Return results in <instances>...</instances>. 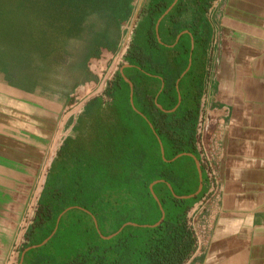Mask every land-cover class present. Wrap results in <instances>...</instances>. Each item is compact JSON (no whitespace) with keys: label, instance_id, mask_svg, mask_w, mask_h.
Returning <instances> with one entry per match:
<instances>
[{"label":"trees","instance_id":"1","mask_svg":"<svg viewBox=\"0 0 264 264\" xmlns=\"http://www.w3.org/2000/svg\"><path fill=\"white\" fill-rule=\"evenodd\" d=\"M174 1L148 10L152 20L148 43L159 52L165 44L158 41L156 25ZM137 2L0 0V77L11 88L65 104L80 86L90 85L94 90L121 48L123 24L133 17ZM187 3L202 5V10L196 11L193 24L169 27L172 43L192 26L191 34L202 53L195 61L192 58L190 70L177 87L189 65L190 35L188 40H183L185 34L181 36L176 52L153 56L145 47L136 46L137 27L124 58L132 55L162 69L161 75H150L158 82L139 73L140 82L129 78L144 110L133 108L131 88L121 72L104 94L86 103L73 134L63 140L52 161L16 264L25 249L43 243L57 226L47 244L26 252L23 264H187L194 255L196 238L188 212L205 191L195 198H181L198 190L200 178L193 157L186 155L182 164L181 158H175L189 153L200 159L194 145L205 80L200 65L206 63L212 34L202 16L210 1L178 0L163 23L178 19ZM122 84L127 95L124 109L119 108L122 99L116 94ZM159 92L164 93L163 100L157 97ZM180 95L181 105L167 112L178 105ZM192 180L195 187L191 188ZM154 182L159 202L151 191ZM161 207L165 219L154 226L162 218ZM69 208L84 213L88 221L66 216V233L58 236L64 220L59 217ZM52 246L57 250H51Z\"/></svg>","mask_w":264,"mask_h":264},{"label":"crops","instance_id":"2","mask_svg":"<svg viewBox=\"0 0 264 264\" xmlns=\"http://www.w3.org/2000/svg\"><path fill=\"white\" fill-rule=\"evenodd\" d=\"M199 1H210L204 15L211 20L214 40L210 39L203 65L206 76L194 145L202 172L207 176L204 191L216 184L218 194L209 213H196L199 220L205 218L201 223L211 222V228L206 231L205 246L187 264H264V0ZM174 6L158 21L162 29L157 37L163 40L167 52L177 51V42L187 31L172 43L169 27L193 24L198 16L196 11L202 10V5L187 3L178 19H166L163 23ZM146 20L148 32L152 23L149 13L137 22L135 31ZM98 89L97 86L93 91ZM38 105L37 95L11 88L0 77V264H15L21 249L17 239L23 209L16 205L15 196L24 182L31 187L38 182L37 170L23 173L27 169L23 165L31 162L23 159V151L39 155L36 136L32 134ZM202 106L205 123L201 140L198 130ZM22 111L29 115L22 117ZM213 166L214 181L209 175ZM202 197L191 209L197 207Z\"/></svg>","mask_w":264,"mask_h":264},{"label":"rangeland","instance_id":"3","mask_svg":"<svg viewBox=\"0 0 264 264\" xmlns=\"http://www.w3.org/2000/svg\"><path fill=\"white\" fill-rule=\"evenodd\" d=\"M150 1L151 0H138L137 5H143L142 10L140 12L139 22H142V20H144V18H146V14L148 13L149 7L150 8H153V7H162L163 8L164 5H155V4L162 3L163 1H166V0H153L154 5H149ZM175 1H174L173 5L177 4V2H175ZM152 14H154V17L157 15V13L153 12V11H152ZM202 18L207 20V22H208L207 28H209V30H212V24H211L210 18L207 15L206 16L203 15ZM198 20H197V23H198ZM144 22L142 24L143 26L138 29L139 31L136 35V46L145 47L147 52L150 55H153V56L159 55L160 56V54H161L160 52H162L163 55L166 56L165 53L168 54L166 51L167 50L166 48H162L161 51L159 52V50L157 51L155 48L152 47L151 44L148 43L149 42L148 41L149 36H148V32H147V26H145V24H148V23H147V20L145 23ZM129 28H130L129 25L125 22L123 24V29L125 31H128ZM187 28L188 29H187V31H185L186 33H184L185 35L183 37V40H188L189 38L187 37V35H190V37H191L190 38L191 39V50H190V55H189V65L185 71H187L188 69L190 70L192 58H194V61H195L196 55L202 53L201 48L198 45L199 43H197V42L195 43L194 37L191 34V30H193L194 27L188 26ZM123 39L126 40V34H124ZM212 39L214 40V36L211 37V40ZM124 40H122L123 43H124ZM132 41H133V39H132ZM158 41L161 42L159 38H158ZM131 45H132V42L130 43V47H131ZM176 49H177V45H176ZM119 62H120V64L118 65V69H122L124 66V76L125 77L122 74L121 75L127 83H128V80H130L129 79L130 77H132L134 79V80L132 79L133 81L140 82L138 80L141 79V77H138L137 73H139L145 79L156 80V82H158L157 79H152V76L150 78V75L155 76V74L156 75L162 74V69L160 70L157 67L155 68V67L151 66L149 62L146 63L145 61H142V62L138 61L132 55L127 56L126 59L124 58V61L120 60ZM116 63L117 62H114V64H116ZM200 66H201V70H203V72L205 70V73H206V69H204V66L202 64ZM110 70L111 69L109 68L107 70V72L105 73V75L103 76V79L101 80V83L98 86L99 87L98 90L92 91L90 94H88L83 99L78 101L76 106L71 107L70 109H67V104H65V102H63V101L58 102V101L50 100V99H47V98H44V97L37 95L38 96V104H39L38 105V113H37V117H36L37 122H36V124L32 122V126H33L32 127V134H35V136H36V140H37V144H38L37 150H38L39 155L35 156L33 154L25 153L23 151V159H27L28 161H31V162H27L26 163L27 165H23L24 167L27 166V169L26 170L24 169L23 173L31 174L37 170L38 182H37L35 187H31V184H29V182H24L25 185H22L21 190L18 191V194L15 196L16 205L17 206L21 205V210L23 209V215H22V218L20 220L21 221L20 222L21 234H20L19 238L17 239V243H19L20 248L26 242V239L24 237L25 232H26L27 228L29 227V225L32 223L33 218H34L35 213H36L39 192L41 190V187H42L44 179H45L44 176L46 177V171H45L46 166L50 163L51 159L56 156L57 150L61 146L63 140L67 136L73 134V127H74L75 122H76L75 118H77L78 114L82 111L85 104L90 99H92L95 95L99 96V95L104 94L105 89H104L103 83L107 79V77L110 73ZM186 73L184 74V76L186 75ZM205 73H204V78L206 76ZM184 76H181V77L183 78ZM130 82H132V81L130 80ZM204 83H205V80L203 81V85H204ZM128 84L130 85V83H128ZM163 84H164V82H163ZM122 86H123L122 88L116 90V94L117 95L120 94V97L122 99V101L117 100L118 105L120 106V107L119 106L118 107L124 109L126 102H127L126 101L127 95H126V92L124 91L125 86L123 84H122ZM130 87H131V85H130ZM177 87H179V85ZM131 94H132V89L130 92V102H131V100L133 101V104L131 102L133 108L138 112H139V109L144 110V102L143 101L141 102V100H139L138 92L134 93V89H133V97L132 98H131ZM159 95H160V92L157 94V97ZM105 98L107 99L106 96H105ZM164 98H165V95H164V93H162L160 95V99L163 100ZM159 105H161V104H159ZM7 114H12V113H10V111H8ZM25 115L28 116L29 114L22 111V117H25ZM31 116L32 117L34 116L33 113L31 114ZM123 117H124L125 121H127L129 124L133 123V122H131L132 118L126 119L125 116H123ZM24 127L26 129V126H24V124H23V128ZM151 127H153V126L151 125ZM25 129H23V131H25ZM27 131H28V129H27ZM141 132H142V129H141ZM143 136H145V135L143 134ZM23 143H25V142L23 141ZM23 148H25V146H23ZM184 157H186V155H183V156H180L179 158H177V160L181 158L180 164H182V162L186 160V159H184ZM184 165H182L183 168H185ZM196 166H197V164H196ZM197 169H198V167H197ZM198 173H199V171H198ZM26 179H28V181H30L29 178H26ZM203 181L205 183V188H207V186H206L207 176H206L205 172H203ZM189 185L191 188L195 187V180H192L191 184H189ZM30 190L32 193H30ZM29 197H30V200L28 201ZM24 205L26 206L25 208H24ZM70 209L66 213L61 214L62 217H64V220L62 221V224L60 225L58 236H59V234L63 235L66 233L65 220L68 216H71L70 220H73V219L76 220V218H81V219H83V222L88 221V219L86 218V215L84 213L77 212V211H75L73 213L72 211H70ZM57 229H58V226L56 227L54 232H56ZM86 237L90 238V236H86ZM35 248L36 247L31 248L30 250L35 249ZM37 248H39V247H37ZM54 249L57 250L55 248V246L54 247L52 246L51 250H54ZM22 257H23V253L21 256V260H22ZM24 258H25V255H24ZM21 260H20V262H21ZM16 261H17V257L15 259V264H16Z\"/></svg>","mask_w":264,"mask_h":264},{"label":"built area","instance_id":"4","mask_svg":"<svg viewBox=\"0 0 264 264\" xmlns=\"http://www.w3.org/2000/svg\"><path fill=\"white\" fill-rule=\"evenodd\" d=\"M143 5H136L135 7V11H134V15L131 18L130 21L126 22L129 25V30L125 31L126 34V40H124V43L122 42L121 44V48L118 52V54L115 56V58L113 59L111 65H110V73L107 77V79L105 80V82L103 83L104 85V89L106 90L111 83L114 82V80L117 78L118 73L121 71V69H118V65L120 64V60L124 61V57L127 54L129 48H130V43L132 42L133 36H134V32H135V27L137 22L139 21L140 18V12L142 10ZM132 37V38H131ZM114 62H117L116 64H114ZM114 64V65H113ZM205 107L202 106L201 109V122L199 125V139L202 140V135L203 131H204V123H205ZM199 144V143H198ZM202 151L204 152V145L201 146ZM216 169L215 166L210 168V172L209 175L211 176V179L214 181L215 176H216ZM218 194V190L216 187V184H214L211 189L209 191H207L204 195V197H202V200L198 203L197 207L195 206V208L190 209L191 211L188 212V223L189 226L191 227L192 231L194 232L195 238H196V251L197 250H201L206 243V233L208 232V230H210L211 228V222H207V223H201V221L205 220V218H203V220H199V218L196 217V213L199 210V212L201 211L200 215H206V213H209V208L210 206L215 202L216 200V196ZM209 215V214H207ZM210 221V220H209ZM207 231V232H206ZM195 251V252H196Z\"/></svg>","mask_w":264,"mask_h":264},{"label":"water","instance_id":"5","mask_svg":"<svg viewBox=\"0 0 264 264\" xmlns=\"http://www.w3.org/2000/svg\"><path fill=\"white\" fill-rule=\"evenodd\" d=\"M177 1H178V0H176L175 2H177ZM171 8H172V7H171ZM171 8H170V9H171ZM170 9H169V10H170ZM167 12H169V11H167ZM159 23H160V20H159ZM159 23L157 24V27H156L157 32H158V28H159ZM191 65H192V63H191ZM191 65H190V67H191ZM190 67H189V68H190ZM188 70H189V69H188ZM188 70H187V71H188ZM187 71H185V72L183 73L182 76H184V74H185ZM120 72H121V74L124 76V67L121 69ZM124 77H125V76H124ZM181 78H182V77H180V78L178 79V81H177V85H179V82H180ZM128 83H130V85H131V89H132L131 98H132V97H133V89H134V86H133V84L130 82V80H128ZM92 91H93V87L90 86V85H83V86L78 87L77 90L71 95L70 100H69V102L67 103V109H70L71 107L76 106V104L78 103V101H80L81 99H83L85 96H87L88 94H90ZM94 97H95V96H94ZM131 102H132V104H133V101H132V100H131ZM181 102H182V97L180 96V97H179V102H178L177 108L180 106ZM85 105H86V104H85ZM158 106H159L160 109H163L161 105H158ZM174 110H176V108H175ZM161 147H162V154H163V156H164L165 150H164V147H163L162 143H161ZM183 155H189V156H191V157H193V158L195 159L196 164H197V167H198V171H199L200 185H199L198 190H197L194 194L189 195V196H183V197H181V198H183V199L195 198V197H197V196L201 193V191H202V189H203V172H202V168H201V166H200L199 160H198L194 155H192V154H189V153L181 154V155H178L175 159H177V158H179L180 156H183ZM175 159H174V160H175ZM51 164H52V162L50 163V165H49V167H48V169H47V171H46V177H45V179H44L43 185H42L41 190H40V192H39V196L41 195V192H42V190H43V188H44V184H45V181H46V178H47V174H48V172H49V169H50ZM156 183H157V182H154V183L151 185V191H152V193H153L155 199L159 202V199L157 198V196L155 195V193H154V191H153V186H154ZM39 196H38V198H39ZM69 209H70V208H69ZM69 209L65 210L62 214L66 213ZM161 210H162V218H161V220H160L157 224H155L154 226H158V225H160V224L164 221V219H165V211H164V209H163L162 207H161ZM61 217H62V215H60L59 220L61 219ZM54 234H55V232H54L49 238H47L43 243H41L40 245L32 246V247H29V248L25 249V250L23 251V257H22V260H21V262H20L19 264H23V261H24V255L26 254V252H27L28 250H30L31 248H34V247L37 248V247H41V246L47 244V242H48V241L54 236ZM114 235H115V234H114ZM114 235H111V236H108V237H104V238H106V239H110V238H112Z\"/></svg>","mask_w":264,"mask_h":264},{"label":"flooded vegetation","instance_id":"6","mask_svg":"<svg viewBox=\"0 0 264 264\" xmlns=\"http://www.w3.org/2000/svg\"><path fill=\"white\" fill-rule=\"evenodd\" d=\"M156 31H157V30H156ZM158 31H160V27L158 28ZM158 33H159V32H158ZM158 33H157V34H158ZM179 83H180V82H179ZM204 84H205V83H204ZM177 86H178V85H177ZM181 103H182V102H181ZM180 105H181V104H180ZM195 143H196V141H195Z\"/></svg>","mask_w":264,"mask_h":264}]
</instances>
